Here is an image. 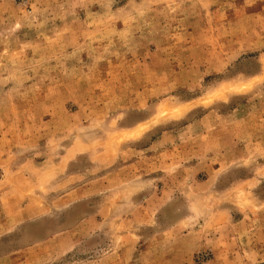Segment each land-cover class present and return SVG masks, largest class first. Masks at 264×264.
Wrapping results in <instances>:
<instances>
[{
	"label": "rangeland",
	"instance_id": "1",
	"mask_svg": "<svg viewBox=\"0 0 264 264\" xmlns=\"http://www.w3.org/2000/svg\"><path fill=\"white\" fill-rule=\"evenodd\" d=\"M0 264H264V0H0Z\"/></svg>",
	"mask_w": 264,
	"mask_h": 264
}]
</instances>
